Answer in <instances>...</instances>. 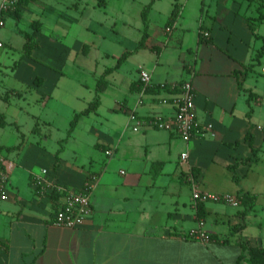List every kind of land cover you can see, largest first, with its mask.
Returning a JSON list of instances; mask_svg holds the SVG:
<instances>
[{
  "label": "crops",
  "instance_id": "crops-1",
  "mask_svg": "<svg viewBox=\"0 0 264 264\" xmlns=\"http://www.w3.org/2000/svg\"><path fill=\"white\" fill-rule=\"evenodd\" d=\"M241 4L221 8L223 15L218 10L215 15L202 13L194 27L186 25L185 10L176 4L175 23L155 33L148 16L146 46L136 51L139 43L128 51L133 54L123 66L142 50L150 57L135 67L136 76L131 71L122 99L110 96L122 66L102 76L106 85L101 92L84 83L80 71L92 73L98 62L95 43L51 21L56 9L44 8L29 30L19 29L25 38L23 56L12 77L19 89L0 92V101L30 98L40 108L36 124L48 128L57 126L62 112L71 123L97 95L100 105L95 113L81 116L68 136L66 144L75 146L70 155L65 146L49 149L43 140L10 157L1 154L12 168L9 199L0 203V264H240L243 242L264 247V78L258 76L264 75V56L258 58L264 47V18L259 20L251 7L242 12ZM79 6L66 5L64 11L75 10L83 17L86 7L80 11ZM37 8L36 0H23L6 26L13 17L18 28L27 14L38 15ZM64 11H58L59 18ZM6 26L0 29V40L8 47L13 37L3 32ZM82 30L87 36L93 28ZM26 34L37 42L30 57L25 56ZM142 71L152 75L148 87L140 80ZM187 81L196 93L192 139L150 127L133 130L132 113L141 118L175 114L180 90L170 86ZM76 87H86L87 94ZM208 122L214 124L215 136L203 130ZM44 141L49 144L52 137ZM183 153L189 154L186 161ZM36 166L41 169L36 171ZM95 176L91 216L74 229L56 226L63 198L42 194L39 179L81 191ZM191 177L203 191L245 196L246 201L238 208L216 203L196 207ZM201 221L210 237L207 244L188 237Z\"/></svg>",
  "mask_w": 264,
  "mask_h": 264
},
{
  "label": "rangeland",
  "instance_id": "rangeland-1",
  "mask_svg": "<svg viewBox=\"0 0 264 264\" xmlns=\"http://www.w3.org/2000/svg\"><path fill=\"white\" fill-rule=\"evenodd\" d=\"M39 8L36 9V16L27 14L25 19L19 24L17 28V21L15 18H8L6 30L3 31L6 36L13 37V44L5 47L3 50L2 67L0 72V92L8 94L15 88L13 82V70L15 64L23 56V44L25 38L20 33L19 29L29 30L30 24L35 19L41 18L42 10L46 8L56 9L52 10L50 19L53 22L59 21L66 29L71 28L74 33L89 39L95 43V49H93V57L98 60L96 67L92 66V73L86 70L80 71V77L84 80V83L90 87L97 88L99 81L104 78L103 75L105 69L113 68L118 64V59L123 56L124 53L135 49L140 43L145 31V24L143 18V11L146 7L149 9V21L150 29L155 33L156 29L165 28L168 23L169 15L176 4L185 10L186 25L194 27L197 25V21L203 13L204 16L215 15L217 10L222 13L221 8L226 7L231 10L233 5L237 3L243 6L242 12L247 11L250 7V11L257 17L264 12L263 8L260 9V4L251 0H36ZM253 2V3H252ZM250 3V4H249ZM74 4L86 7L84 16H80L75 10L64 11V6L73 7ZM88 5V6H87ZM259 6V7H257ZM224 8V10H227ZM59 10H63L65 13L59 18L57 14ZM223 10V11H224ZM76 13V14H75ZM225 14V11L222 15ZM38 16V18H37ZM79 21V23H76ZM92 25V32L85 36V32H82L84 26ZM10 31L13 33L10 34ZM110 56L107 57L106 55ZM148 56V57H147ZM149 58V51L142 50L140 54L134 56L128 65L123 63L122 70L116 75V85L112 87L110 96L112 99L117 97L122 99L124 93L128 91V78L131 71H134V75H137L136 68L143 58ZM68 67H74L70 64ZM134 68V69H133ZM261 69H258L260 73ZM69 69H67V72ZM2 73V74H1ZM264 78V75H258ZM102 77V78H101ZM93 81L91 82V80ZM19 89V88H15ZM25 89V88H22ZM83 90L84 94H87L86 87H76V90ZM18 91V90H17ZM57 102V101H55ZM55 105H58L56 103ZM59 106V105H58ZM57 108V107H56ZM39 106L32 103V100H21L18 98L10 97V100L0 101V120L5 121V124L0 125V154L10 157L14 151L21 149L25 146H31L37 141H42L49 149H55L56 147L66 149V155H70L73 149L74 143L66 144L67 138L71 130V123L67 122L66 114H61L60 122L54 128H48L42 123L36 124L34 115H41ZM121 114V113H120ZM74 131V130H73ZM51 136L52 141L49 144L45 143V139ZM62 139V140H61ZM64 139V140H63ZM58 142V143H57ZM65 142V143H64ZM56 143L58 146H56ZM68 150V151H67ZM41 166H36L38 171ZM41 171V170H40Z\"/></svg>",
  "mask_w": 264,
  "mask_h": 264
},
{
  "label": "built area",
  "instance_id": "built-area-1",
  "mask_svg": "<svg viewBox=\"0 0 264 264\" xmlns=\"http://www.w3.org/2000/svg\"><path fill=\"white\" fill-rule=\"evenodd\" d=\"M19 0H1L0 2V29L5 28L6 19L9 15L15 13L18 9ZM171 32V28L167 29ZM207 37L208 33L205 34ZM5 48V43L0 40V51ZM141 82L146 86L152 83V75L148 71H142L140 76ZM166 88V84L161 85ZM172 89L180 90V94L175 100L176 112L167 117L151 116L149 118H141L136 113L130 115V122L133 124V130L138 132L142 127L155 128L162 131H168L178 135L183 140H190L193 138L197 127V107H196V93L191 82L187 81L181 85L173 84ZM203 130L215 136V127L212 122L204 125ZM112 155V152H107ZM189 157L188 153L182 154V160L186 161ZM12 165H6L3 157L0 154V203L8 201L9 199V179L10 169ZM47 174V171H43ZM97 177L88 181L81 191H72L63 185L50 180H40L42 185V194L54 192L63 198L61 207L56 211L53 223L62 228L74 229L82 226L92 214V193L96 187ZM193 183V201L196 207L201 204L216 203L227 204L233 207H240L242 204L241 197L230 193L213 194L203 191L196 184L193 177L190 178ZM188 237L200 241L202 243H209V235L204 230V222H200V227L189 232Z\"/></svg>",
  "mask_w": 264,
  "mask_h": 264
},
{
  "label": "trees",
  "instance_id": "trees-1",
  "mask_svg": "<svg viewBox=\"0 0 264 264\" xmlns=\"http://www.w3.org/2000/svg\"><path fill=\"white\" fill-rule=\"evenodd\" d=\"M260 2V9L264 8V1L263 0H258ZM23 0H19L18 3V9L15 13H13L14 15H17L19 13V10L21 8ZM149 9L150 6L146 7V9L143 11V18H144V24H145V31L142 37V40L140 41L139 46L137 47L136 51L140 48H144L146 46V42L149 39V21H148V13H149ZM177 18V7H175L173 13H172V17L170 18L168 25L172 26ZM264 18V14L261 13L259 20ZM38 26L34 27V29H38L40 22H37ZM35 25V24H34ZM26 44H25V56L30 57L32 56L33 50L35 49V47L37 46V42L36 39L34 38V36L30 35V34H26ZM133 54V52H126L119 60H118V65L115 68L109 69L106 71V76L109 75L110 73H112L114 70H116L119 66H121L131 55ZM264 56V47L262 48V50L258 53V58H261ZM106 85V80H105V76L104 78H102L99 81L98 84V91L101 92L104 90ZM142 85H144L142 83ZM100 105V95H97V97L95 98V100L90 104V106L84 110L82 113L76 114L73 121L71 122V130L70 133L73 132V130L75 129V126L79 120V118L83 115H90L92 113H95L98 109ZM5 122L4 121H0V125H4ZM249 142H250V146L253 149V152L256 153L257 150L254 148V143L253 140L251 138H249ZM54 198H58L59 195L57 193H53L52 194ZM242 201L245 202L246 201V197L242 196ZM210 239V237H209ZM242 246V254L239 258V263L240 264H264V247H252L250 246V244L248 242H243L241 244Z\"/></svg>",
  "mask_w": 264,
  "mask_h": 264
}]
</instances>
